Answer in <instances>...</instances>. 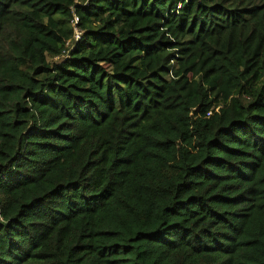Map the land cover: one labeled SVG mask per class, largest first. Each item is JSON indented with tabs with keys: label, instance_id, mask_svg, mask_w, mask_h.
Wrapping results in <instances>:
<instances>
[{
	"label": "trees",
	"instance_id": "obj_1",
	"mask_svg": "<svg viewBox=\"0 0 264 264\" xmlns=\"http://www.w3.org/2000/svg\"><path fill=\"white\" fill-rule=\"evenodd\" d=\"M0 264H264V0H0Z\"/></svg>",
	"mask_w": 264,
	"mask_h": 264
},
{
	"label": "built area",
	"instance_id": "obj_2",
	"mask_svg": "<svg viewBox=\"0 0 264 264\" xmlns=\"http://www.w3.org/2000/svg\"><path fill=\"white\" fill-rule=\"evenodd\" d=\"M77 22H78V19H77V17H74L73 18V22H72V25H73V28L75 29V27H76V24H77ZM80 37V33L77 31V30H75V35H74V42H77V41H79V38ZM74 42L72 43V42H66V48H68V49H73V45H74ZM65 53V52H64ZM63 53V54H64ZM57 60H58V58H56Z\"/></svg>",
	"mask_w": 264,
	"mask_h": 264
}]
</instances>
